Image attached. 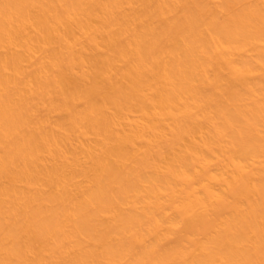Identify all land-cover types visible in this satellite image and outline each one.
I'll return each mask as SVG.
<instances>
[{"label": "bare ground", "instance_id": "1", "mask_svg": "<svg viewBox=\"0 0 264 264\" xmlns=\"http://www.w3.org/2000/svg\"><path fill=\"white\" fill-rule=\"evenodd\" d=\"M0 0V264H264V0Z\"/></svg>", "mask_w": 264, "mask_h": 264}, {"label": "rangeland", "instance_id": "2", "mask_svg": "<svg viewBox=\"0 0 264 264\" xmlns=\"http://www.w3.org/2000/svg\"><path fill=\"white\" fill-rule=\"evenodd\" d=\"M238 1L237 0H232L230 3H231V8H235L236 6H237V4H235V3H237Z\"/></svg>", "mask_w": 264, "mask_h": 264}]
</instances>
